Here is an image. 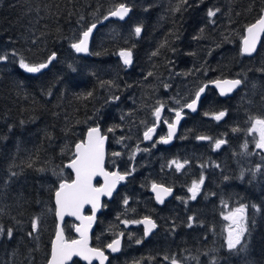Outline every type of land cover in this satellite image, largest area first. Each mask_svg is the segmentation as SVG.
Wrapping results in <instances>:
<instances>
[{
	"label": "trees",
	"instance_id": "1",
	"mask_svg": "<svg viewBox=\"0 0 264 264\" xmlns=\"http://www.w3.org/2000/svg\"><path fill=\"white\" fill-rule=\"evenodd\" d=\"M121 2L131 8L128 18L98 26L89 44L93 54L75 53L70 47L73 37L102 21ZM190 4L177 12L182 0H0V54H8L7 61H0V209L4 211L0 224L14 229L12 239L6 232L0 236V264H27L28 258L47 257L55 222L53 193L61 180L71 179L64 165L73 158L75 143L94 125L107 135L106 167L117 166L121 172L135 167L128 178L132 186L139 188L154 179L176 187L174 180L159 174L161 166L173 159H187L192 167L197 163L199 176L205 177L195 201L186 198L182 203L173 196L166 203L160 228L171 232L175 225L176 238L168 233L160 247L142 248L140 257L153 259L148 264L173 256L180 264H264V212L249 209L256 227L247 250L240 253L227 249L223 219L225 211L240 203L264 205V152L246 133L249 117H264V35L252 57L240 53L244 30L264 10V0H190ZM210 8L220 9L211 18L214 23L207 16ZM135 26L142 27L140 37L135 36ZM122 49L134 52L129 67L118 55ZM52 51L59 59L48 69L37 74L19 69L20 54L38 62ZM225 77L238 78L242 84L225 99L208 88L197 113L186 115L172 145L152 148L143 142L155 107L163 103L168 118L169 108L178 107L177 100L188 101L203 83ZM108 81L115 86H101ZM110 95L120 100L106 102ZM221 110H227L221 121L210 117ZM201 135L213 140H197ZM214 139L227 142L213 150ZM245 151L248 155H242ZM114 152L121 155L113 156ZM257 165L262 171L253 176L250 170ZM13 171L20 173L19 178L5 187ZM139 194L133 198L142 199ZM138 207L150 214L141 204ZM189 216L192 227L187 226ZM34 218L38 232L29 237ZM129 251L126 257L134 258L135 249Z\"/></svg>",
	"mask_w": 264,
	"mask_h": 264
},
{
	"label": "snow or ice",
	"instance_id": "2",
	"mask_svg": "<svg viewBox=\"0 0 264 264\" xmlns=\"http://www.w3.org/2000/svg\"><path fill=\"white\" fill-rule=\"evenodd\" d=\"M190 0H182V6H178L176 11L183 12L190 7ZM147 10V9H145ZM131 8L127 6L125 2H121L116 6L113 10H110L106 16H104V20H108L109 17H115L119 20H124L130 13ZM220 12L219 8L209 9L207 11V16L210 18V22L214 23L211 20L212 17H215L217 13ZM264 12V10H262ZM80 20H84V17H80ZM99 23L101 21L97 20V22H93L90 26H86V30H82L78 37L74 36L70 47L77 54H93L90 52L89 43L90 37L93 36L94 30L98 28ZM203 31V30H201ZM142 32L141 26L134 27V33L136 37H140ZM245 35L242 40L241 54L251 56L254 52L257 51L258 42L261 40V34L264 33V14L260 15L255 23L250 24L245 29ZM177 38L179 37V33L176 34ZM164 45H162L163 47ZM173 51H176L173 48ZM98 54V53H97ZM158 52H153L152 55H157ZM13 62H15V57L17 53L15 50L12 52ZM119 56L122 60V63L125 67H129L134 63V52L132 49H122L119 52ZM59 57L57 52L52 51L50 55L46 57V60H41L38 62L27 60L23 54L19 56V69H22L24 72L29 74H37L42 70L48 69L54 62L58 61ZM8 54H0V61H7ZM71 71L75 72L76 69L69 64L68 65ZM264 71V69H262ZM152 73L149 72L148 76H151ZM216 88L219 89V94L221 96H226L228 93H232L234 89H237L238 86L242 84L240 79H217L211 81ZM102 87L108 86L109 89L114 85V82H102ZM132 85H128L131 87ZM164 87L167 89L169 87L168 84H165ZM206 87H199L198 91L195 92V98L191 96L188 98L190 102L177 100L176 103L178 107L169 108V111L174 112V119L167 120L164 119L161 115L162 110L164 108V104L161 103L160 106L155 107L153 115L157 124L163 121L167 124V134L166 136H161L158 141H154L151 145L152 148H155L157 144H169L173 138L176 136L177 126L181 123V120L184 118V109L190 110L195 113L198 111V104L202 100V94L205 93ZM255 87V85H254ZM48 95H52L51 91H49ZM89 97L93 95L92 92L87 94ZM120 100V96L118 95H110L109 100L106 102H118ZM207 115V113H206ZM227 115V110H221L218 112L214 111L213 118L216 121H221ZM248 123L250 127L246 129V133L249 136H253L255 139V134H258L259 139L255 140V148L260 149L264 152V118H253L249 117ZM23 124V121L21 122ZM11 131V126L9 128ZM108 131H113V129H109ZM234 132L241 131L239 128H234ZM156 132V127H149L147 131L144 132L143 137L145 141H152L153 134ZM197 140H213L212 137L207 135H201L196 137ZM123 140V138H121ZM104 142L105 136L101 133V128L97 126L89 127L87 130L86 139L75 144V156L71 160V162L67 165V167L71 168L75 173V179L71 182H67L61 180L58 188L55 189V215L59 220H63L64 217L74 216L78 220L81 221L79 225L75 227V231L79 234V239H67L65 238L63 231L60 227H57L55 239L51 244V256L48 259L47 264H67L69 260L74 256H79L82 259L88 261V264H92V260L98 259L99 264H105V261L108 259L104 252L100 250V248L89 247L88 244V231L92 226V223L95 219V214L101 205V197L107 196L112 197L114 191L117 189V185L125 181L129 176H131L135 171V167H131L128 170L123 172L121 171H108L105 167V152H104ZM119 142V141H118ZM227 141L224 139H214L213 150L220 149L223 144ZM243 148L247 150L248 141H245ZM144 151H149L148 148H145ZM113 156H120L121 153L114 152ZM242 155H248V152L245 151ZM134 159V155L132 157ZM189 161L187 159L184 160L183 163L173 160L169 166L172 164L175 165L176 172H180L181 169L188 164ZM207 166V165H205ZM219 167V165H216ZM31 167V165H29ZM11 171V169H10ZM44 171V169H41ZM253 176L256 175L257 172L262 171L261 165H257L255 170H250ZM20 173L11 172V175L5 181V187L13 179H18ZM244 173H241V179L243 178ZM95 177H102L104 183L100 186H95L93 184V179ZM229 177L224 176V180H228ZM205 183V177L201 174L198 180H193L191 186L188 187L187 191L190 193L188 199L195 201L197 196L201 194V186ZM152 191L155 193L156 202L159 204H163L165 202V197L172 194L173 189L171 187H164L162 184L153 183L151 185ZM215 195V193H213ZM182 202L186 203L187 201L182 200ZM123 204H128V199L124 198ZM85 205H91L92 215H83L82 211ZM228 204H224V208H228ZM255 209L257 213L264 212V205L257 206L255 204L246 205L244 203H240L239 206L231 208L226 214H223V219L228 221L229 224L225 231L227 232L226 237V246L229 252L231 253L235 250L237 253L244 252L247 250L248 244L250 243V237L252 235V230L256 227L255 217H250L248 212L249 209ZM4 215L3 209H0V216ZM193 217H188V227H192ZM125 225L139 224L143 225V237H137L134 233H129L128 238L135 239L136 244H141L144 238H148L150 234H154L155 229H157V222L145 215L143 219H125L123 221ZM172 231L175 230V225L172 226ZM7 234L8 239H12L14 235V229L9 227L7 229L4 228L2 224H0V236ZM38 232V220L32 219L31 221V232L28 233L29 237H33L34 233ZM123 232L120 233V236H124ZM238 246H240L238 248ZM111 252L115 253L121 250V239L114 238L111 243L106 245ZM171 260V264H178V258L173 256L171 258L165 257V260ZM182 264V262H181ZM214 264H218V262H214Z\"/></svg>",
	"mask_w": 264,
	"mask_h": 264
},
{
	"label": "flooded vegetation",
	"instance_id": "3",
	"mask_svg": "<svg viewBox=\"0 0 264 264\" xmlns=\"http://www.w3.org/2000/svg\"><path fill=\"white\" fill-rule=\"evenodd\" d=\"M208 82L209 81L203 83L199 87L203 86L204 84H206ZM199 87L196 89V91L199 89ZM208 88H211V87L207 86L206 90ZM195 92L193 93L192 98H194ZM222 99H225V98H222ZM189 101L190 100H188L187 102H189ZM199 106H200V104H199ZM198 109H199V107H198ZM164 111H165V109L163 108L161 115L164 119H167V120L173 119L174 112L169 111L168 112L169 117L166 118V116L164 117ZM195 113H197V112H195ZM195 113H190L186 109H184V118L180 124V128H181V125H182L186 115H189V114L194 115ZM210 117L213 118V114L210 115ZM254 118H256V117H254ZM259 118H264V117L259 116ZM166 125L167 124H165L163 121H161L157 124L155 117H154L153 123L147 127V129L149 127H153V126L156 127V132L153 134V140L152 141H145L144 137H143V142L148 143V144H152L154 141H158L161 136H166V134H167ZM94 126H97V125H94ZM90 127H93V126H90ZM247 127H250V124L248 122H247ZM180 128H179V131H180ZM147 129H146V131H147ZM179 131H178V134H179ZM144 132H143V134H144ZM101 133H102V131H101ZM102 134H104V133H102ZM178 134L174 137L173 142L175 141V138L178 136ZM104 135H106V134H104ZM255 139H256V134H255ZM173 142L171 143V145L173 144ZM254 144H255V141H254ZM162 145L165 146L164 144H162ZM166 147H168V146H166ZM106 151H107V146H106ZM177 151H179V150H177ZM173 160H169V161L165 162L166 166H165V164H164V166H161L159 174L166 179L169 178L170 181L174 180V184L176 185V187L167 185L165 182H162V181L159 182V181H155L154 179H147L138 188L136 186H132L129 183V180H128V178L130 177L129 176L124 182L118 184L117 189L113 193V196L110 198V200H108L107 198L102 199V202H101L102 207H101L100 211L98 212V214L96 215V220H95L92 232L90 233L89 246L100 248V250L104 252L105 256L108 258L106 260L105 264H148V262L152 263L153 259H145V258L140 257L141 252L143 251L142 248H150L152 246L153 247H160L162 244L161 243L162 237L168 233L172 234L174 239L176 238L175 230L171 231V232H163L162 231L163 227H162V229L160 228V225H162V221H163L161 219V214L163 212V209L166 206V203L168 201L172 200L173 196L177 197V199L179 200V201L177 200L178 202H182V200H185L186 198H187V200H190V199H188V197L190 196V193H188L187 189H188V187L191 186V183L193 180H198V179H193V178L190 179V178L193 176L198 177L200 170H198V166L196 163L195 167H192L191 164H186L185 167L183 169H181L180 172H176L174 164L169 166ZM181 163H183V162H181ZM105 167H106V161H105ZM106 169L109 171H115V170L119 171L117 166H114L111 169H108L106 167ZM71 179H72V177H71ZM71 179H69L67 181H70ZM162 180H164V179L162 178ZM153 183L162 184L166 187H171L173 189L172 196L165 199V202L163 204L157 203L152 192H151V185ZM95 185H99V182H96ZM137 191L140 192L139 196H142L143 197L142 199L146 200L145 202L142 199L133 198V196L135 195V193ZM124 198L128 199L127 205L123 204ZM53 204H54V202H53ZM139 204L142 205V208L147 209L150 214H143L140 210V207H138ZM83 213L85 215H89L91 213V211H90V209H86ZM145 215L154 219L157 222L158 227H157V229L153 230L154 234H150V236L148 238H144L143 242L141 244H136L135 239L130 240L128 238V234L134 233V234H136V236L138 238L143 237V225L132 224V223L125 225L123 223V221L125 219H129V220L130 219H143V217ZM54 221H55L54 222V231H53L52 237L50 239L49 251H48L47 257H45V258L44 257L28 258L26 260L27 264H47V261L49 259V255H50L51 243H52V239H53L54 234H55L56 223H57L56 217H55V205H54ZM100 223H101V227L100 228L98 227V229H97V226H98V224L100 225ZM77 224H78V222H76V220H74L72 218H66L64 220V222L62 224V231H63L65 238H67V239L78 238L77 235L74 233V228H75V225H77ZM121 232H123L125 235L120 236ZM182 237H185V231H183ZM114 238H120L121 239V250L118 252H115V253L111 252V250L106 247V245L108 243H111L112 239H114ZM174 243H175V240H174ZM128 246L131 247L132 249H135L134 258H127L126 257L127 255H129V252H130ZM158 263H160V264H171V260L158 259ZM69 264H84V263H82L78 258H73V260ZM93 264H99V262L95 261ZM178 264H180L179 261H178Z\"/></svg>",
	"mask_w": 264,
	"mask_h": 264
},
{
	"label": "water",
	"instance_id": "4",
	"mask_svg": "<svg viewBox=\"0 0 264 264\" xmlns=\"http://www.w3.org/2000/svg\"><path fill=\"white\" fill-rule=\"evenodd\" d=\"M130 14V13H129ZM262 14H264V12H262L260 15H262ZM129 16V15H128ZM128 16L124 19V20H126L127 18H128ZM108 20H119L118 18H115V17H109V19ZM108 20H106V21H108ZM124 20H122V21H124ZM104 19H102V21H101V23H99V25H101V24H103L104 22H106ZM119 21H121V20H119ZM256 21V20H255ZM255 21H253L252 23H255ZM251 23V24H252ZM98 25V26H99ZM250 25V24H249ZM248 25V26H249ZM247 28V27H246ZM245 28V29H246ZM95 31V30H94ZM246 33H245V30H244V33H243V36L245 35ZM263 34L264 33H262L261 34V38H262V36H263ZM91 38L92 37H90V41H91ZM242 40H243V37L241 38V41H240V53H241V47H242ZM261 41V40H260ZM260 41L258 42V45H257V48H258V46H259V44H260ZM255 54V52L251 55V56H253ZM81 55H83V56H87L88 54H83V53H81ZM243 56H245V57H251V56H248V55H243ZM120 60H121V58H120ZM122 61V60H121ZM219 79H238V78H228V77H225V78H219ZM214 80H217V79H214ZM214 80H211V81H214ZM211 81H209L208 83H206V84H204L203 86H201V87H204V86H208V87H211V88H213L215 91H216V93L218 94V96L219 97H221V98H226V97H229V96H231L232 94H233V92H235L240 86H238L237 87V89H234L233 90V92L232 93H228L226 96H221L220 94H219V89L218 88H216L212 83H210ZM198 91V90H197ZM204 94L205 93H203L202 94V98H203V96H204ZM194 98H195V96H194ZM190 102V101H189ZM200 104V103H199ZM199 104H198V107H199ZM187 110V109H186ZM188 112H190V113H193V112H191L190 110H187ZM173 119H174V117H173ZM183 120V119H182ZM182 120H181V122H182ZM181 124V123H180ZM180 124L177 126V130H176V135L178 134V131H179V128H180ZM166 128H167V125H166ZM88 130V129H87ZM87 130H86V132H85V134H84V137H83V140H85L86 139V136H87ZM167 131H168V128H167ZM102 135H104V134H102ZM105 136V142H104V152H105V161H106V146H107V136L106 135H104ZM82 140V141H83ZM173 140H174V138H173ZM173 140L169 143V144H167V145H165V146H170L171 145V143L173 142ZM79 142H81V141H78L77 143H79ZM74 156H75V145H74V147H73V158H74ZM72 158V159H73ZM72 159H70L69 161H67L66 163H65V167L71 172V174H72V179L70 180V181H67V180H64V181H67V182H71L72 180H74L75 179V173H74V171L71 169V168H69V167H67V165L71 162V160ZM107 170V169H106ZM109 171V170H108ZM116 171V170H115ZM96 182H99V185H95V183ZM122 182H124V181H122ZM122 182H120V183H122ZM104 183V181H103V178L102 177H95L94 179H93V184L95 185V186H100V185H102ZM58 186H59V184H58ZM58 186H57V188H58ZM118 186V185H117ZM164 186V185H163ZM164 187H166V186H164ZM55 192V191H54ZM115 192V191H114ZM151 192H152V194H153V196H154V198H155V193L152 191V188H151ZM172 196V194L171 195H169V196H167V197H165V199H167V198H169V197H171ZM103 198H107L108 200H110V198L111 197H107V196H102L101 197V202H102V199ZM156 200V199H155ZM53 202H54V205H55V196H54V193H53ZM86 209H90V211H91V213L89 214V215H92V209H91V205H85L84 206V209H83V211H82V214L83 215H85L83 212L86 210ZM100 209L101 208H99L98 210H97V212H96V214H95V219H94V221H93V223H92V226H91V228L89 229V231H88V244H89V242H90V233L92 232V229H93V226H94V223H95V220H96V215L98 214V212L100 211ZM85 216H87V215H85ZM55 217H56V215H55ZM66 218H72V219H74V220H76V222H78V224L77 225H79L80 223H81V221L80 220H78L76 217H74V216H65L64 217V219L63 220H59L57 217H56V230H55V234H54V237H53V239H52V241L55 239V236H56V231H57V227L59 226L60 227V229L62 230V224H63V222H64V220L66 219ZM77 225H75V227L77 226ZM74 233L77 235V237L78 238H76V239H79L80 237H79V234L75 231V228H74ZM52 244V243H51ZM90 247V246H89ZM50 256H51V248H50V255H49V259H50ZM73 258H78L82 263H84V264H88V261H86V260H84V259H82L81 257H79V256H74V257H72V259L71 260H69L68 262H67V264H69L72 260H73ZM95 261H98L99 262V260L98 259H93L92 260V264L95 262ZM106 262V261H105Z\"/></svg>",
	"mask_w": 264,
	"mask_h": 264
},
{
	"label": "rangeland",
	"instance_id": "5",
	"mask_svg": "<svg viewBox=\"0 0 264 264\" xmlns=\"http://www.w3.org/2000/svg\"><path fill=\"white\" fill-rule=\"evenodd\" d=\"M118 55H119V53H118ZM258 139H259L258 134H256V139H255V140H258ZM227 212H228V211H225L224 214H226ZM228 224H229V222L226 221L225 229L227 228Z\"/></svg>",
	"mask_w": 264,
	"mask_h": 264
}]
</instances>
